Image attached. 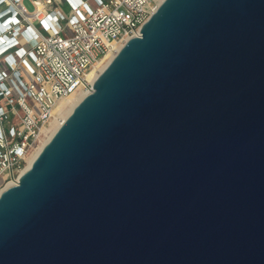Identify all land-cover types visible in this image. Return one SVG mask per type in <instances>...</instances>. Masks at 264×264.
I'll list each match as a JSON object with an SVG mask.
<instances>
[{
  "label": "water",
  "instance_id": "95a60500",
  "mask_svg": "<svg viewBox=\"0 0 264 264\" xmlns=\"http://www.w3.org/2000/svg\"><path fill=\"white\" fill-rule=\"evenodd\" d=\"M0 264H264V0H162L0 192Z\"/></svg>",
  "mask_w": 264,
  "mask_h": 264
},
{
  "label": "built area",
  "instance_id": "2783aa9c",
  "mask_svg": "<svg viewBox=\"0 0 264 264\" xmlns=\"http://www.w3.org/2000/svg\"><path fill=\"white\" fill-rule=\"evenodd\" d=\"M157 1L41 0V7L34 1L32 12L21 3L0 11L9 48L0 55V82L6 80L3 94L15 97L24 109L23 129L9 127L6 132L13 141L6 137V153L0 152L10 179L21 170L29 139L53 116L56 102L79 89L90 90L86 71L115 45L137 35ZM60 3L67 5V12Z\"/></svg>",
  "mask_w": 264,
  "mask_h": 264
},
{
  "label": "rangeland",
  "instance_id": "374dc122",
  "mask_svg": "<svg viewBox=\"0 0 264 264\" xmlns=\"http://www.w3.org/2000/svg\"><path fill=\"white\" fill-rule=\"evenodd\" d=\"M34 1L36 2V4H38V0H22V1L0 0V11L5 9L7 5H10L11 7L17 8L21 3L26 7V9L29 12H32L35 9ZM60 5L63 6V3H60ZM63 9L65 12H67L68 11L67 5H65L63 7ZM4 31H6V29ZM4 31H1V33H0L1 37L4 36L3 35ZM3 60H4V57H1L0 58V67L1 68L4 67L3 66ZM19 69H21V66L19 67ZM4 82L6 83V80ZM62 105H64V102L62 103ZM0 108H1L0 109V129H1L0 130L1 131L0 136H2V138L0 139V152L6 153V137L8 138V142L13 141V139L11 137H9V135L7 134L6 130L9 129V127H11V126H14L16 129H20V130L23 129L24 109L17 102L15 97H13L10 100L6 94H2L0 96ZM47 125H48V122L46 124H44L45 127ZM42 136L43 135L39 133L38 136L29 139V145L25 148L23 166L25 164L26 158L30 154L35 152L36 147H37L36 145L39 143L40 139H42ZM34 147H35V149H34ZM7 174H8V169H7L6 157H5V159L0 162V189L3 188L8 181L12 180V179H10V177ZM17 174H15V176H14L15 178H16Z\"/></svg>",
  "mask_w": 264,
  "mask_h": 264
},
{
  "label": "bare ground",
  "instance_id": "6f19581e",
  "mask_svg": "<svg viewBox=\"0 0 264 264\" xmlns=\"http://www.w3.org/2000/svg\"><path fill=\"white\" fill-rule=\"evenodd\" d=\"M9 1V0H5ZM162 2V0L157 1V4L155 8ZM42 2H38L37 6L41 7ZM154 8V10H155ZM3 17L0 16V18ZM6 26L0 23V30L4 31ZM140 30V29H139ZM139 32V31H138ZM137 32V35H138ZM2 40H5V36L0 37V42ZM126 42V41H125ZM124 42V43H125ZM115 45V48L113 51L108 52L105 54L101 59H99L96 63H94L85 73L86 79L92 84V82L96 79V77L99 75V73L105 68V66L108 64V62L113 58V56L116 54V52L121 48V46L124 44ZM89 90L79 89L69 96L65 98H61L56 102L53 108V116L48 121V125L45 127L43 126L40 130V134H42V139H40L39 143L36 145V150L34 153L30 154L25 161L24 166L21 168V170L18 172L16 178L8 181L6 185L0 189V192L7 186H10L17 182L19 176L30 166L36 155L39 153V151L42 149V147L47 143V141L51 138V136L54 134L56 129L60 126V124L65 120V118L69 115V113L72 111V109L76 106V104L88 93ZM64 102V105L62 103ZM45 127V128H44ZM35 149V147H34ZM33 149V150H34Z\"/></svg>",
  "mask_w": 264,
  "mask_h": 264
},
{
  "label": "clouds",
  "instance_id": "9594fccd",
  "mask_svg": "<svg viewBox=\"0 0 264 264\" xmlns=\"http://www.w3.org/2000/svg\"><path fill=\"white\" fill-rule=\"evenodd\" d=\"M7 39H8V41H11V39H12V37H7ZM17 45V43L15 42L13 45H12V47H15ZM12 47H10V48H12ZM9 48H6V50H8Z\"/></svg>",
  "mask_w": 264,
  "mask_h": 264
},
{
  "label": "crops",
  "instance_id": "0c3cea01",
  "mask_svg": "<svg viewBox=\"0 0 264 264\" xmlns=\"http://www.w3.org/2000/svg\"><path fill=\"white\" fill-rule=\"evenodd\" d=\"M20 1H21V0H20ZM38 2H40V0H38ZM65 5H66V4L63 3V6H62V7H64Z\"/></svg>",
  "mask_w": 264,
  "mask_h": 264
}]
</instances>
